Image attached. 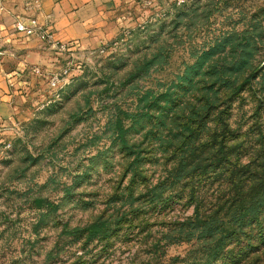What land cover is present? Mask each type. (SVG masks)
Returning a JSON list of instances; mask_svg holds the SVG:
<instances>
[{
	"label": "rangeland",
	"instance_id": "rangeland-1",
	"mask_svg": "<svg viewBox=\"0 0 264 264\" xmlns=\"http://www.w3.org/2000/svg\"><path fill=\"white\" fill-rule=\"evenodd\" d=\"M143 4L0 106V264H264V0Z\"/></svg>",
	"mask_w": 264,
	"mask_h": 264
},
{
	"label": "crops",
	"instance_id": "crops-1",
	"mask_svg": "<svg viewBox=\"0 0 264 264\" xmlns=\"http://www.w3.org/2000/svg\"><path fill=\"white\" fill-rule=\"evenodd\" d=\"M23 4L0 0V106L6 108L28 97L35 77L32 67L49 72L58 63L40 39L15 30L17 15H36L40 28L54 30L59 40H77L84 48L96 49L116 40L125 28L130 32L144 7L143 0H40L39 10L26 12Z\"/></svg>",
	"mask_w": 264,
	"mask_h": 264
},
{
	"label": "built area",
	"instance_id": "built-area-1",
	"mask_svg": "<svg viewBox=\"0 0 264 264\" xmlns=\"http://www.w3.org/2000/svg\"><path fill=\"white\" fill-rule=\"evenodd\" d=\"M24 9L28 12L33 7L37 10L40 9V0H24ZM0 9L2 6L0 5ZM15 30L22 33L25 37L35 36L45 43L53 54H55L58 62L62 60L63 64L58 70L44 72L40 67L34 66L31 68V72L34 75L42 76L46 79L47 87L51 91L49 98H58L62 88L68 84L71 80V73L73 68L71 67L72 59L75 54L84 53L86 56L97 55L103 53L111 45H115L124 41L129 34V30L125 28L122 31L121 36L109 44H103L96 49L84 48L77 40H71L63 42L59 40L52 29L40 28L36 15L33 14H20L15 17L14 21Z\"/></svg>",
	"mask_w": 264,
	"mask_h": 264
}]
</instances>
